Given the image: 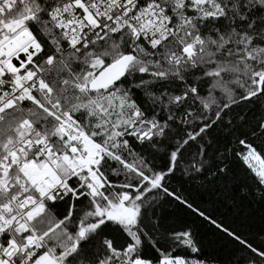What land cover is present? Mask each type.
<instances>
[{"label":"snow or ice","instance_id":"6c2138e0","mask_svg":"<svg viewBox=\"0 0 264 264\" xmlns=\"http://www.w3.org/2000/svg\"><path fill=\"white\" fill-rule=\"evenodd\" d=\"M0 264H264V0H0Z\"/></svg>","mask_w":264,"mask_h":264}]
</instances>
